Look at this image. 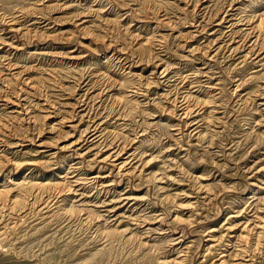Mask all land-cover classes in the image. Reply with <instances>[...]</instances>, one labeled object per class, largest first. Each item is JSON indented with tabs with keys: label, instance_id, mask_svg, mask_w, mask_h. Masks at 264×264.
<instances>
[{
	"label": "rangeland",
	"instance_id": "obj_1",
	"mask_svg": "<svg viewBox=\"0 0 264 264\" xmlns=\"http://www.w3.org/2000/svg\"><path fill=\"white\" fill-rule=\"evenodd\" d=\"M37 1L38 0H0V39L13 44V47L19 46L21 49H27L23 55H17L15 57L14 52H11L9 48H7L5 49V51L7 50L6 52H0V57L4 55L3 53H6L9 59H14L15 57L14 61H16L17 67L19 66V69L22 68V70L25 69L26 71L23 75L27 74L34 78L45 79L41 75L43 72L42 68L48 69L49 71H47V74L49 77L46 74L45 77L49 78L48 86L51 87L49 89L51 101H55L57 104L61 102L66 104L67 102L69 103L63 108L58 105V108H61L62 111L70 110L68 106L70 104H76V99L82 96L93 98L94 95L97 94V89L102 87L103 80L101 76L103 74L111 76L118 81V79H122L120 78L121 76L127 75L126 73L129 72L127 67L129 64H132L131 68L133 71H130L141 75L142 78L147 81V89L144 92L148 95L137 103L133 101V104L131 103L128 105H135L137 111L143 112L141 113L142 116H134L135 119L133 123L126 122L128 123L127 125L130 126L122 130L120 125L123 124L118 125V122L115 120L112 122L114 118L118 117L110 114L113 112L114 106L109 99H106L104 102L98 99L95 102L96 107L93 109V114L98 115L97 113L99 112V120L108 119L106 126H108L112 132L125 134L123 136L121 134V138L123 137L122 139L125 140L130 138L128 146H137L141 139L143 142L140 141L136 151L138 154L144 152L143 154L146 155L148 159L156 158L155 161L153 159L151 163L155 171L162 169L164 165L168 166L170 160L176 159V161L178 160V164L180 163L181 167L189 172L190 176H192V174L194 175L193 177L203 176L205 179L203 182L207 183L210 190L212 188L211 192L213 194L217 193L218 197L213 199L209 205H206L208 209H206L207 211L205 214L199 215V222L201 224L198 223L195 224L193 228H187L186 223H177L173 221V217H175L176 214L173 211L177 209L171 210L168 204L162 205L158 193L152 186L147 184L146 181H138L137 179L128 181L130 182L128 183L126 178L122 180V177L118 176L115 178V175H113L114 177L112 176L111 178L116 179V183H114L115 190H107V187H103L102 184L89 182L92 176H89V174L97 171L103 172L102 174L107 173L109 170L107 166L90 168V166H87L85 163V165L80 168L83 171L79 169V172H70L72 161H70L71 159L68 155H65L62 157V160H64L63 169L56 167L52 168V166L48 168L49 175H51V173L52 175H58V173L62 175L64 172H69L65 179H60L57 176H54V178L48 176L49 181H63V183L71 182L72 185L74 184V180L77 182V184H74L76 185V192L64 194L62 198H65V201L63 203L59 202V207L63 206L62 208L67 210H77L83 215V219L91 217L93 222L80 223L77 219L68 222L63 219L62 213L64 211L61 209L53 210L49 216L40 217L41 219L37 217L38 214L23 215L25 216V220L22 221L23 223L18 224L16 228L9 229L6 239L0 242V264H159L156 262V259H176L180 251L185 253L189 252V256L187 257L188 264H208L211 259H216L217 257H213L212 253H207L204 256L205 250L208 248L206 241L209 237L207 233L214 227H217L219 231H221L222 228H220V226L223 225L227 217L234 214L233 212L236 210L247 207V215H243L241 218V220L246 221L245 217L251 218L255 213L253 210L249 212V209L252 207L264 206V190L261 189V183L264 182V169L259 170L264 167V105L254 104L255 102L251 98L246 101L247 103L244 102L238 105L239 103L234 101L236 97L234 98L232 95L233 82L235 79L239 81L240 78L242 80L247 79V83L244 82L243 84V89L238 90L241 94L247 92L254 93V91L256 93V91L259 90V83L264 81V68L259 66L260 62H247L244 66L237 63L238 60H235L236 56L229 60H225L222 51L216 54L212 59H208L206 54H203L204 50L208 51V49L204 48V46H206V38L197 34L189 39L188 44L194 47L201 46L200 48H202V50L192 56L187 55L182 39L172 37V35L177 34L179 31H188L186 27H182V22L184 21V17L182 16L185 15L183 14L184 9L182 8L185 6L181 2L175 3V0H70L69 2H65L67 0H56L55 2L49 0V3L46 4L49 7L56 6L55 4L63 5L62 9L64 10L53 11L51 13L56 21L69 22L68 20L75 17L81 10L89 8L93 11L91 15L92 18H90L93 24H89L90 31L87 32L86 35L74 33V39L67 44L50 38L51 36H59L61 31H56L52 34L49 33V39H45L44 36H41L37 41L31 43L27 37L14 34L10 20L17 15L21 18L20 11H26L29 15L33 14L31 17L36 16L34 13H42L49 17L48 13L33 10L34 8L36 9L34 4ZM46 1L47 0H45V2ZM192 1L193 3L197 2V0ZM231 1L232 0H213V3H210V8L205 9L207 12L210 11V14H207L206 17L208 18H205L204 21L208 22L214 19L213 16L218 15L221 8L224 7V9H228ZM228 2L230 3L228 4ZM262 8H264V6ZM98 10H102L103 12L106 10L104 14L100 16L107 18L112 26H107V24H105L106 21L104 22L105 19L100 20L97 13ZM158 10L167 12V17L175 21L177 26L174 27L169 25V23L166 24L165 21L168 20L166 18H164L163 22L160 21L159 23L160 16L157 13ZM248 10L250 11V8ZM257 13L260 14L261 12ZM249 14L251 15L252 11L249 12ZM189 16L190 15H188V17ZM178 23L180 24L178 25ZM61 24L62 25L58 26L63 27L65 32L73 30V25L65 22ZM52 28H54V25L49 27V29ZM212 31L213 30L209 32L211 33ZM219 33L220 32L216 30V32L213 33L216 36L210 34L208 38L212 36L217 37ZM68 34L69 33L66 35L71 37ZM160 34L166 35L167 43H165V45L162 44L164 46H160L161 44H159L161 43L158 41V36ZM112 37L118 39L121 46L124 47L128 45L131 48L134 46V38H140V43L145 42L147 38H153L152 43H154V51H158L159 58L163 60L162 68L171 65L174 69L181 70V72H177L178 77L173 78V81L166 88L172 87L181 89L183 85L187 87L190 85L185 80L188 77L192 78L196 85H202V92L195 93H197L201 99L206 100L212 98L214 102L211 106L218 105L217 107H219L214 115H219L218 117L223 125L219 137L216 136L214 138L215 141L211 149L207 148L204 150V148L202 149L199 146H193L192 138L187 136V134L179 138L180 133L175 131V128H177L181 120L171 114H163L161 117L156 106H151L150 108L147 106V99H156V102H158L159 97L163 94L160 86L156 83V78L161 72V69L156 71L153 61L142 62L132 56L127 58L111 48L105 47L104 41L107 42V40ZM218 38L216 42L220 39H226L227 36L222 37L220 35V38ZM155 47L157 49H155ZM131 48H129V50H131ZM37 52H54L64 57L63 59H58L48 55L47 58H42L40 61L41 57L33 55ZM69 54H73L79 58L77 57V60H70L71 58H67ZM240 54H237V56ZM261 57L264 60V52L257 59ZM125 58L126 60H123ZM139 62L142 63L139 64ZM4 67L0 62V77L2 76L3 78L5 75L9 74V71L5 70ZM204 72H207L206 76H202ZM248 76H251V78ZM128 80H132L131 82L133 83L137 82L135 81L136 79L129 78ZM0 81L2 83L12 84L11 91H14L17 87L14 81L11 82L12 80L10 79L5 80V82H3V80ZM84 81L88 82L86 87H84L86 85L83 84ZM52 82L55 84V87H52ZM56 85H59L60 88H58L59 86L56 87ZM210 85H212V88L207 89V86ZM126 88L127 86L117 87L118 90L121 89V93H125V91H127ZM68 94L76 95V99H71ZM13 95L14 93L10 92L9 96L15 100ZM161 102L165 103L164 99ZM0 103V120L4 123L9 122L10 124H8L13 128L11 133H8L9 136L8 134L0 132L6 142L4 143L6 147L0 148V164H2L0 165V169L4 168V173L6 174L9 172V169L12 170L11 167L5 165L8 160L14 161L23 158L21 157V153H17V150L22 147L16 148L14 146L17 142L15 135L17 125L14 119H9V117L14 114H12L13 112L8 108L3 107V103H6L5 101H1ZM91 105H94V103H91ZM10 106L11 105L8 107ZM164 106L167 105L164 104ZM211 106L209 108H212ZM122 111L123 114H129L130 116H133L135 113L134 106L131 108L126 106ZM143 122L146 123L144 124ZM140 124H143V128L148 129L144 135L138 136L135 129L137 125ZM138 134H141V132ZM62 136L64 135L61 134V132L49 135V140L45 139L46 146L49 145V149L55 151L57 147L56 144H65L70 138L59 140L58 138ZM135 137H137V139H135ZM176 138H179V140ZM72 139L73 138H71V140ZM24 143L28 144V142ZM76 148H78V145ZM24 150L26 154L23 157L25 158L29 157V154H34L32 153L34 150L32 147L25 146ZM207 150L210 153L207 152ZM92 152L93 151L89 152V154ZM12 172H14V170ZM168 172H170L174 178L175 183L172 182L173 180L165 181L166 184H162V186L166 187L165 192L167 191L173 194L194 190L192 182L188 183L185 180L182 181V176L174 172V170ZM11 177L14 178L13 173ZM128 184L137 189L132 193L135 194L134 196L140 198L141 201L135 204L129 202L123 205V207L121 206L120 208L122 210L120 209L118 212L119 214H121V212L127 213L132 219L141 218L149 222L147 227L146 225H143L140 229L133 227L139 234L145 235L144 238L146 239H144V241L148 242L146 247H139L136 242L134 244H123L122 239L116 234L110 235V245L108 246L103 244L101 241L102 237H98L94 233L96 230L95 224L103 225L104 231L106 232L117 231L116 227L121 219L117 218L114 220L113 218H108V216H106L108 215L106 213L108 208L105 207V204L102 202L114 200V203H118L121 197L130 192ZM5 185L7 187L12 186L9 182ZM0 188H2V186H0ZM192 200L195 199H191V201ZM187 201L188 200L180 199L177 201V204H187ZM20 205H22V203L17 206ZM178 212L181 218L189 220L190 213L188 211L182 210ZM162 213H164V215ZM262 214L264 218V212ZM159 215L162 217L160 220L161 222L154 221ZM100 216L103 217L99 218ZM20 219L21 217L13 221H20ZM124 225L126 226L122 229L128 226V224ZM181 229H184L183 232ZM172 230H175V232ZM178 237L183 238L180 245L175 244L173 240ZM112 242L114 243L111 246ZM104 247H106V249H103ZM101 249H103V251H100ZM214 249L215 248H213V250ZM261 249L259 253L256 251L255 257L253 258L258 264H264V245H262ZM205 258L210 259L207 260L208 262L204 263Z\"/></svg>",
	"mask_w": 264,
	"mask_h": 264
},
{
	"label": "bare ground",
	"instance_id": "obj_2",
	"mask_svg": "<svg viewBox=\"0 0 264 264\" xmlns=\"http://www.w3.org/2000/svg\"><path fill=\"white\" fill-rule=\"evenodd\" d=\"M55 1L56 0H51V2ZM69 1L70 0H67L65 2ZM175 1V3L181 2L185 6L184 8H182L184 9L183 14H185L182 16L184 17L182 27H186L188 31H179L177 32V34L172 35V37L182 39V41L184 42L183 46L186 49L187 55L192 56L193 54L201 52L202 50V48H200L201 46L194 47L188 44L189 39L193 38V36H196L195 34H197L200 36L202 35L206 38V46H204V48L208 49V51L204 50L203 54H206L208 59H212L216 54L222 51L224 53L225 60H229L230 58L236 56L235 60H238V64L245 66L247 62H260L259 66H262V68H264L263 58L261 57L257 59L264 52V8H262L264 6V0H232L228 9H224V7L221 8L220 13L216 16H213L214 19H211L208 22H205L204 20L205 18H208L206 16L208 13L210 14V11L207 12V10L205 9L210 8V3H213V0H197L196 3H193L192 0ZM48 3L49 0H47L46 2L45 0H38L34 4L36 9L34 8L33 10L48 13L49 17L43 15L42 13H34L36 16L31 17L33 14L29 15L26 11L19 12L22 16L21 18L18 17V15L16 17H12L10 23L14 34H19L22 37H27L30 42L33 43L34 41H37L41 36H44L45 39H49V33L52 34L53 32L61 31L59 36H51L50 38L67 44L70 43L72 39H74V33L86 35L87 32L90 31L89 24L93 22L90 21V18H92L91 15L93 14L92 9L87 8L81 10V12H79L75 17L70 18L68 20L69 22L56 21L51 13L53 11L64 10L62 9L63 5L55 4L56 6L49 7L48 5H46ZM229 3L230 2H228V4ZM249 8L250 11L248 10ZM102 10H98V17L100 18V20L105 19L104 22L106 21L105 24H107V26H112L107 18L100 16L106 11L105 10L103 12ZM251 11L252 14L250 15L249 12ZM257 12L261 13L259 14ZM157 13L160 16L159 23L160 21L163 22L164 18H166L168 19L165 21L166 24L169 23V25L171 26H177V23H175V21L170 20L171 18L167 17V12L158 10ZM188 15L190 16L188 17ZM64 22L73 25V30L65 32L63 30V27L58 26L62 25L61 23ZM179 24L180 23H178V25ZM51 25H54V28L49 29ZM211 30L213 31L210 33L209 31ZM216 30H218L220 33L217 35V37H213L215 35L213 33H215ZM67 33H69L68 35H70L71 37L67 36ZM210 34H213V36L208 38ZM220 35L222 37L227 36V38L224 40L220 39L218 40V42H216L217 38H220ZM158 37V41L161 42L159 43L161 44L160 46H164L165 43H167L166 35L160 34ZM133 42L134 46L131 48L128 45H125L124 47L121 46L119 44L120 41L118 39H114L113 37L108 39L107 42L104 41L105 47L111 48L112 50L118 52L123 56H126L127 58L129 56H132L135 59L137 58L138 61L142 62L153 61L156 71H159L161 69V72L156 78V83L160 86L163 94L159 97L158 102H156V99H147V106H149V108L151 106H156L161 114V117L163 114H171L172 116H176L177 118H179L181 120L180 124L177 126V128H175L176 130L174 129L175 131H178V133H180L179 138H182L184 134H187V136L192 138L193 146H199L202 149L204 148V150L207 148L211 149L215 141L214 138L216 136L219 137L220 130H222L223 127L222 122L218 117L219 115H214V113H216L215 111L218 110L217 108H219L217 107L218 105H214L213 107L211 106V104L214 102L212 98H208L206 100L201 99L197 93L202 92V85H196L190 77L185 79L186 82L190 84L187 87L183 85L181 89L172 87L166 88L173 81V78L178 77L177 72H181V70L174 69V67H172L171 65L162 68L163 60L159 58V52L154 51V43H152L153 38H147V40L143 43H140V38H134ZM7 48H9L11 52H14L15 57L17 55H23L27 50L21 49L19 46L13 47V44L8 43L7 41H2L0 39V52H6L7 50L5 51V49ZM129 48H131V50H129ZM155 49L157 48L155 47ZM3 54L4 55L0 57V62L2 63L3 67L5 66L4 69L9 71V74L5 75L4 78L1 76L0 80H3V82H5V80L10 79L12 80L11 82L14 81L17 87L14 91H11L12 84L2 83L0 81V102L5 101L6 103H3V107L8 108L13 112L12 114H14L9 117V119H14L17 125V129L15 131L17 142L14 144V146L16 148L22 147L17 150V153H21V157L23 159L14 161L8 160L5 165L11 167L12 170L9 169V172L6 174L4 173V168L0 169V186H2V188H0V242L6 239L9 229H13L14 227L16 228L18 224L23 223L22 221L25 220V216L28 215L38 214L37 217L42 218L46 215L49 216V214L53 210L61 209L62 211H64L62 213L63 219L67 220L68 222H71L73 219H77L80 223H90L91 221L93 222V219L91 217L83 219V215H81V213L77 210H67L65 208H62V205V207H59L60 203H63L65 201V198H62L64 194L76 192V185L74 184H77V182L76 180H74V184L72 185L71 182L63 183V181H49L48 176L53 178L54 176H57L60 179H65L66 175L69 172H64L62 175H59V173L58 175H52V173L51 175H49L48 168L52 166V168L56 167L59 169H63L62 166L64 160H62V157L65 155H68L71 159L70 161H72L70 172L78 171L83 165H85V163L87 164V166H90V168H101L107 166V168L109 169L107 173L102 174L103 172L97 171L95 173L89 174V176L92 175L89 179V182L102 184L103 187H107V190H115L114 183H116V179L111 178L113 175H115V178L118 176L122 177V180L123 178H126L127 182L137 179L138 181H146L147 184H149L153 189L156 190L160 197L162 205L168 204L171 210H174L175 208L177 209L176 211H173L174 213H176L175 217H173V221L177 223H186L187 228H193L195 224L200 223L199 215L203 213L205 214L207 211L206 209H208L206 205H209L213 199H216L218 197V194H213L211 192L212 188L210 190L209 185L203 182V180H205L203 176L193 177V174L192 176H190L189 172L185 171L184 168L181 167L180 163L178 164V160L176 161V159L170 160V164L168 166L164 165L162 169H158L157 171H155V169L152 168L151 163L153 162V159L155 161L156 158L154 157L148 159L146 158V155L143 154L144 152L138 154V152L136 151V149H138L139 147L141 139L140 141L138 140L139 144H137V146H128L130 138H127L125 140L122 139V133H117L114 131L112 132L110 131L108 126H106L108 119L99 120L100 117L98 115H100V113L98 112V115L93 114V109H95L96 107L95 102L98 99H101L103 102L106 99H109L114 106L113 112L110 114L118 117L114 118L112 122H114L115 120L118 122V125L123 124L120 125L122 130H125L126 128H128V126H130L127 125L128 123L126 122H130L131 124L133 123L135 119L134 116H142L141 113L143 112L137 111L135 109V105H133L135 113L133 116L131 115L132 117L129 114H123L122 111L126 106H129L130 108L133 107L128 104H133V101L137 103L142 98L148 95L144 92L147 89V81H145L141 75L132 72V64H129V66L127 67V69H129V72L126 73L127 75L121 76L120 78L122 79H118V81L111 76L103 74L101 76L103 80L102 87L97 89V94H95L93 98L82 96L81 98L76 99V95L68 94L71 99L75 98L77 103L74 105L70 104L68 106L70 110L62 111L61 108H58V105L59 107L63 108L69 103L67 102L66 104L64 102H61L60 104H57L55 101H51V97L49 95V89L51 87L48 86V69L42 68L43 72L41 75L45 79L34 78L32 76L30 77L27 74L23 75L26 71L25 69L22 70L21 67V69H19V66L17 67L16 61H14L15 57L14 59H9L6 53ZM237 54L240 55L237 56ZM33 55L41 57L40 61L42 60V58H47L48 55H51L53 58L58 59H63L64 57L63 55L55 54L54 52H37ZM77 57L78 56L69 54L67 58H71L70 60H74ZM123 60H126V58ZM141 63L139 62V64ZM45 74L48 77H45ZM206 75L207 72H204L202 74V76ZM248 77L251 78V76ZM129 78L136 79L135 81L137 82L133 83L131 82L132 80H128ZM246 80L247 79L242 80L241 78L239 81H236V79L234 80L232 90V95L234 96V98L236 97L234 101H236V103H239L238 105H240L241 103H244L248 101L249 98H251L254 100V104L264 105V81H260L261 83H259V90L256 91V93L254 91V93L247 92L241 94L240 92H238V90L243 89L242 87ZM86 82L87 81L83 82V84H86L84 87L88 85V82ZM52 84V87H55V84L53 82ZM58 86L56 85V87ZM118 86H127V91H125V93H121V89H117ZM210 86H207V89H211L212 85ZM58 88H60V86ZM10 92L14 93L13 96L15 100H13L9 96ZM163 99L165 103L161 102ZM91 103H94V105H91ZM164 104H166L167 106H164ZM9 105L11 106L8 107ZM210 106L212 108H209ZM8 123L9 122L4 123L0 120V132H3L5 134L11 133L13 128L11 127V125H9L10 123ZM142 125L143 124L137 125L135 129V132L138 136L144 135L146 133V130L148 129L143 128ZM58 132H61V134L64 135L61 138H58L59 140L63 138L67 139L68 137L70 138L68 139V141H66L67 143L65 144H56V150L53 151L52 149H49V145L46 146L45 139L49 140V135H53ZM140 132L141 134H138ZM123 135L125 134H122V136ZM71 138L73 139L71 140ZM179 138L176 139L179 140ZM135 139H137V137H135ZM24 142H28V144H25ZM4 143H6L5 138L0 133V148L6 147ZM77 145L78 148H76ZM25 146L34 148V150L32 151V153L34 154H29V157L26 158L23 157L26 154L24 152ZM91 151L93 152L89 154V152ZM207 152L209 151L207 150ZM263 169L264 167L260 168L259 170ZM13 170L14 172H12ZM172 170L182 176V181L185 180L188 183L192 182L194 190L173 194L167 191L165 192L166 187L162 186V184H166L165 181L167 182L168 180H173L172 182L175 181L170 172H168ZM12 173L14 174V178L11 177ZM7 182H9L12 186L7 187L5 185ZM261 184V189L264 190V182H262ZM128 188L130 192L121 197L118 200V203H114V200L102 202L103 204H105V207L108 208L106 210V213L108 214L106 216H108V218H113L114 220H116L117 218L121 219L118 226L116 227L117 231L106 232L104 231L103 225L95 224L94 226L96 227V230L94 231V233L96 234V236L102 237L101 241L103 242V244L108 246L110 245V235L116 234L122 239L123 244H134L136 242L139 247H146L148 245V242L144 241V239H146L144 238L145 235L139 234L133 229V227L137 229L142 228L143 225H146L147 227L149 222L147 220H142L141 218L132 219L129 214L124 212H121V214H119L118 212L121 209V206L123 207V205H126L129 202L135 204L141 201L140 198L134 196L135 194L132 193L137 189L129 184ZM180 199L188 200L187 204H177V201ZM191 199L195 200L191 201ZM20 203H22V205L17 206ZM182 210H186L190 213V217L188 218L189 220H184L183 218H181L178 211ZM250 210H253V212H255L254 216H251V218L245 217L246 221L241 220V218L243 217V215H247V207L241 210H236L235 212H233L234 214L227 217L224 224L220 226L223 231H219L217 227H214L207 233V236L209 237L206 241L208 248L205 250L204 256L207 253H212L213 257H217L214 260L211 259L212 261L210 260L208 264H258L253 258L255 257L256 251H258L259 253L262 250V245H264V218L262 214L264 212V206L255 208L252 207L248 211L250 212ZM162 214L164 215V213ZM20 217V221H13L19 219ZM101 217L103 216H100L99 218ZM161 219L162 217L159 215L154 219V221L159 222ZM124 224H128V226L127 228L122 229L126 226ZM183 230L184 229H181L182 232ZM172 231L175 232V230ZM182 239L183 238L178 237L173 240L175 241V244L180 245L182 243L181 241H183ZM113 243L114 242H112L111 246L113 245ZM213 248L215 249L213 250ZM103 249H106V247H104ZM103 249H101L100 251H103ZM188 256L189 252L185 253L183 251H180L178 258L176 259H156V262H158L159 264H188ZM209 259L205 258L204 263L208 262L207 260Z\"/></svg>",
	"mask_w": 264,
	"mask_h": 264
}]
</instances>
